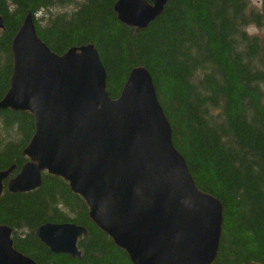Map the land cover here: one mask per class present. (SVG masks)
I'll return each mask as SVG.
<instances>
[{
    "label": "trees",
    "instance_id": "16d2710c",
    "mask_svg": "<svg viewBox=\"0 0 264 264\" xmlns=\"http://www.w3.org/2000/svg\"><path fill=\"white\" fill-rule=\"evenodd\" d=\"M116 0H0V100L12 71L11 41L27 12L37 35L57 54L93 43L117 98L130 69L146 67L171 124L175 147L197 186L223 204L217 258L212 264H264V38L245 27L264 26L249 0H167L145 28L120 22ZM34 132L28 111L0 108V170L16 175ZM5 183V181H4ZM46 222L86 228L80 257L53 253L34 230ZM0 224L13 246L36 264H132L98 228L83 198L61 177L42 174L41 185L0 197Z\"/></svg>",
    "mask_w": 264,
    "mask_h": 264
},
{
    "label": "water",
    "instance_id": "95a60500",
    "mask_svg": "<svg viewBox=\"0 0 264 264\" xmlns=\"http://www.w3.org/2000/svg\"><path fill=\"white\" fill-rule=\"evenodd\" d=\"M167 0H116L120 22L145 28ZM4 27L0 15V29ZM12 71L0 108L28 111L34 132L28 158L0 170V197L41 185L46 172L63 178L85 201L92 222L132 264H212L217 258L223 204L201 190L175 147L171 124L144 66L128 72L117 98L91 42L57 54L37 35L27 12L11 41ZM5 181V183H4ZM53 253L80 257L85 227L46 222L34 230ZM0 264H36L13 246L0 224ZM241 264H262L249 261Z\"/></svg>",
    "mask_w": 264,
    "mask_h": 264
},
{
    "label": "rangeland",
    "instance_id": "374dc122",
    "mask_svg": "<svg viewBox=\"0 0 264 264\" xmlns=\"http://www.w3.org/2000/svg\"><path fill=\"white\" fill-rule=\"evenodd\" d=\"M249 4H250L251 8L261 10L263 0H255V2H253V0H249ZM258 28L260 30L259 36L264 38V26H261Z\"/></svg>",
    "mask_w": 264,
    "mask_h": 264
},
{
    "label": "clouds",
    "instance_id": "9594fccd",
    "mask_svg": "<svg viewBox=\"0 0 264 264\" xmlns=\"http://www.w3.org/2000/svg\"><path fill=\"white\" fill-rule=\"evenodd\" d=\"M253 2H255V0H253ZM245 31L250 37L251 36H257L260 34V30H259L258 26H256L255 24H251V25L246 26Z\"/></svg>",
    "mask_w": 264,
    "mask_h": 264
},
{
    "label": "bare ground",
    "instance_id": "6f19581e",
    "mask_svg": "<svg viewBox=\"0 0 264 264\" xmlns=\"http://www.w3.org/2000/svg\"><path fill=\"white\" fill-rule=\"evenodd\" d=\"M104 232V231H103Z\"/></svg>",
    "mask_w": 264,
    "mask_h": 264
}]
</instances>
